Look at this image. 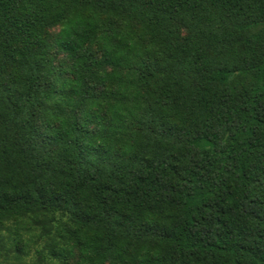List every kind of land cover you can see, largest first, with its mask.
Wrapping results in <instances>:
<instances>
[{
  "label": "trees",
  "instance_id": "obj_1",
  "mask_svg": "<svg viewBox=\"0 0 264 264\" xmlns=\"http://www.w3.org/2000/svg\"><path fill=\"white\" fill-rule=\"evenodd\" d=\"M1 259L264 264V0H0Z\"/></svg>",
  "mask_w": 264,
  "mask_h": 264
},
{
  "label": "rangeland",
  "instance_id": "obj_2",
  "mask_svg": "<svg viewBox=\"0 0 264 264\" xmlns=\"http://www.w3.org/2000/svg\"><path fill=\"white\" fill-rule=\"evenodd\" d=\"M58 32H59V28H56V29H53V30H52V33H53V34H56V33H58ZM5 239H6L5 244H6V245H9V243H10L9 236L6 235ZM10 239H11V238H10ZM1 261L4 262V264H18V263H17L16 261H14V260L4 261L3 259H1ZM29 261H30V260H28V262H29Z\"/></svg>",
  "mask_w": 264,
  "mask_h": 264
}]
</instances>
